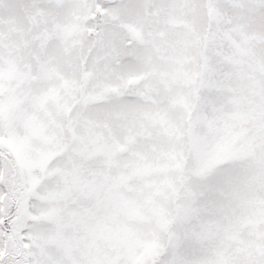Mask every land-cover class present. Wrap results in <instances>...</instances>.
Wrapping results in <instances>:
<instances>
[{
	"label": "snow or ice",
	"instance_id": "6c2138e0",
	"mask_svg": "<svg viewBox=\"0 0 264 264\" xmlns=\"http://www.w3.org/2000/svg\"><path fill=\"white\" fill-rule=\"evenodd\" d=\"M0 264H264V0H0Z\"/></svg>",
	"mask_w": 264,
	"mask_h": 264
}]
</instances>
